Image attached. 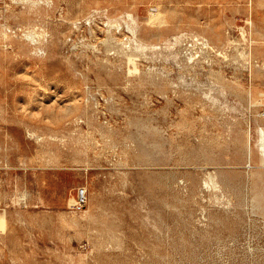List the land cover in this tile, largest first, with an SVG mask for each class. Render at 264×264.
<instances>
[{
  "label": "rangeland",
  "instance_id": "374dc122",
  "mask_svg": "<svg viewBox=\"0 0 264 264\" xmlns=\"http://www.w3.org/2000/svg\"><path fill=\"white\" fill-rule=\"evenodd\" d=\"M0 25V264H264V0H0Z\"/></svg>",
  "mask_w": 264,
  "mask_h": 264
},
{
  "label": "bare ground",
  "instance_id": "6f19581e",
  "mask_svg": "<svg viewBox=\"0 0 264 264\" xmlns=\"http://www.w3.org/2000/svg\"><path fill=\"white\" fill-rule=\"evenodd\" d=\"M1 4H2V3H1ZM16 4H17V3H16ZM4 5H5V4H4ZM6 5H7V4H6ZM16 6H17V5H16ZM6 8H7V7H6ZM16 8H17V7H16ZM10 9H11V8H10ZM6 11H7V10H6ZM3 16H4V15H3ZM15 16H16V15H15ZM7 18H8V17H7ZM101 18H102V17H101ZM3 19H4V17H3ZM14 19H15V18H14ZM110 19H111V18H110ZM12 20H13V18H12ZM89 20H90V19H89ZM95 21H96V20H95ZM102 21H103V20H102ZM91 22H94V21H91ZM89 23H90V22H89ZM95 24H96V23H95ZM99 24H101V23H99ZM99 24H98V25H99ZM104 24H105V23H104ZM1 25H2V24H1ZM1 25H0V27H1ZM3 25H4V24H3ZM102 25H103V24H102ZM113 25H114V24H113ZM88 26H89V25H88ZM106 26H107V25H106ZM2 27H4V26H2ZM2 27H1V28H2ZM94 27H95V26H94ZM114 27H115V25H114ZM89 28H90V27H89ZM106 28L109 29V27H106ZM92 29H93V28H92ZM102 29H103V28H102ZM117 29H118V28H117ZM2 30H3V29H2ZM2 30H1V31H2ZM183 30H184V29H183ZM250 30H251V29H250ZM90 31H91V29H90ZM107 31H108V30H107ZM3 32H4V31H3ZM96 32H97V31H96ZM101 32H102V31H101ZM101 32H100V33H101ZM103 32H104V31H103ZM103 32H102V33H103ZM105 32H106V31H105ZM110 32H111V30H110ZM136 32H137V31H136ZM169 32H170V31H169ZM169 32H168V33H169ZM91 33H92V32H91ZM117 33H118V32H117ZM3 34H4V33H3ZM103 34H104V33H103ZM108 34H109V32H108ZM119 34H120V33H119ZM166 34H167V33H166ZM122 35H123V34H122ZM105 37L107 38V36H105ZM109 37H110V35L108 36V38H109ZM128 37H129V36H128ZM136 37H137V36H136ZM176 37H177V36H176ZM214 37H215V35H214ZM214 37H213V38H214ZM252 37H253V36H252ZM130 38H131V37H130ZM127 39H128V38H127ZM137 39H138V38H137ZM169 39H170V37H169ZM250 39H252V38H250ZM114 40H115V39H114ZM171 40H172V39H171ZM115 41H116V40H115ZM115 41H114V42H115ZM140 41H141V40H140ZM173 41H174V40H173ZM183 41H184V40H183ZM190 41H191V40H190ZM190 41H189V42H190ZM109 42H110V40H109ZM120 42H121V40H120ZM124 42H125V41H124ZM127 42H128V41H127ZM127 42H126V43H127ZM117 43H118V42H117ZM117 43H116V44H117ZM253 43H255V42H253ZM128 44H130V43H128ZM146 44H147V43H146ZM184 44H185V43H184ZM249 44H250V43H249ZM117 45H122V44L119 43V44H117ZM151 45H152V44H151ZM182 45H183V44H182ZM123 46H125V45L123 44ZM123 46H122V47H123ZM186 46H187V45H186ZM188 46H189V45H188ZM194 46H195V45H194ZM194 46H193V48H194ZM54 47H55V46H54ZM119 47H121V46H119ZM122 47H121V48H122ZM128 47H129V46H128ZM128 47H127V49H128ZM195 47H196V46H195ZM257 47H258V45H257ZM178 48H180V46H179ZM178 48H177V49H178ZM181 48H182V47H181ZM187 48H189V47H187ZM204 48H205V47H204ZM208 48H209V47H208ZM211 48H212V47H211ZM214 48H215V47H214ZM251 48H252V47H251ZM253 48H254V47H253ZM253 48H252V49H253ZM119 49H120V48H119ZM122 49H123V48H122ZM127 49H126V50H127ZM132 49H134V48H132ZM194 49H195V48H194ZM215 49H216V48H215ZM215 49H214V50H215ZM120 50H121V49H120ZM126 50H124V51L126 52ZM129 50H130V48H129ZM182 50H183V49H182ZM185 50H186V49H185ZM199 50H200V49H199ZM206 50H207V49H206ZM218 50H219V49H218ZM255 50H256V49H255ZM131 51H132V50H131ZM135 51H136V50H135ZM147 51H148V50H147ZM176 51H177V50H176ZM178 51H179V49H178ZM187 51H188V50H187ZM187 51H186V52H187ZM140 53H141V52H140ZM195 53H196V51H195ZM198 53H199V52H198ZM220 53H221V52H220ZM223 53H224V52H223ZM148 54H149V53L147 52V55H148ZM181 54H182V53H181ZM191 54H192V53H191ZM184 55H185V53H184ZM220 55H221V54H220ZM186 56H187V55H186ZM152 57H153V56H152ZM190 58H191V57H190ZM190 58H189V59H190ZM181 59H182V58H180L179 60H181ZM195 61H196V60H195ZM186 62H187V59H186ZM164 63H165V62H164ZM179 63H180V62H179ZM191 63H192V62H191ZM180 65H181V64H180ZM178 66H179V64H178ZM171 67H172V66H171ZM181 69H182V68H181ZM222 85H223V84H222ZM221 87H222V86H221ZM223 87H224V86H223ZM227 93H228V92H227ZM244 138H245V137H244ZM246 138H247V137H246ZM249 140H250V139H249ZM243 142H244V141H243ZM243 142H242V143H243ZM249 142H250V141H249ZM249 145H250V144H249ZM247 146H248V145H247ZM248 147H250V146H248ZM250 148H251V147H250ZM262 148L264 149V142H262ZM251 150H252V149H251ZM248 151H249V150H248ZM206 156H207V155H206ZM249 167H250V166H249ZM230 178H231V177H230ZM211 180H212V179H211ZM214 181H215V180H214Z\"/></svg>",
  "mask_w": 264,
  "mask_h": 264
}]
</instances>
